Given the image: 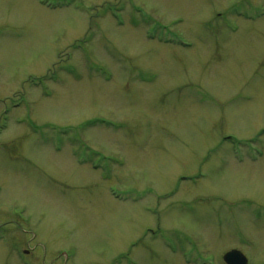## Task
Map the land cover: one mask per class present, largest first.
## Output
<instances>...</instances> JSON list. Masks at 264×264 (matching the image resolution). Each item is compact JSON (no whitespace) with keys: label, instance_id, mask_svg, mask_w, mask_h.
Wrapping results in <instances>:
<instances>
[{"label":"rangeland","instance_id":"obj_1","mask_svg":"<svg viewBox=\"0 0 264 264\" xmlns=\"http://www.w3.org/2000/svg\"><path fill=\"white\" fill-rule=\"evenodd\" d=\"M264 264V0H0V264Z\"/></svg>","mask_w":264,"mask_h":264},{"label":"water","instance_id":"obj_2","mask_svg":"<svg viewBox=\"0 0 264 264\" xmlns=\"http://www.w3.org/2000/svg\"><path fill=\"white\" fill-rule=\"evenodd\" d=\"M225 264H247V259L238 251L232 250L223 256Z\"/></svg>","mask_w":264,"mask_h":264},{"label":"trees","instance_id":"obj_3","mask_svg":"<svg viewBox=\"0 0 264 264\" xmlns=\"http://www.w3.org/2000/svg\"><path fill=\"white\" fill-rule=\"evenodd\" d=\"M65 1V0H64Z\"/></svg>","mask_w":264,"mask_h":264}]
</instances>
